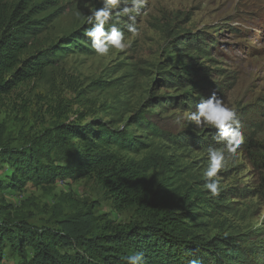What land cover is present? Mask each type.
Listing matches in <instances>:
<instances>
[{"label": "rangeland", "instance_id": "374dc122", "mask_svg": "<svg viewBox=\"0 0 264 264\" xmlns=\"http://www.w3.org/2000/svg\"><path fill=\"white\" fill-rule=\"evenodd\" d=\"M39 1L28 0V5ZM46 2L51 8L38 17L51 18L40 35L41 49L54 44L67 49L53 53L54 66L42 78L1 96L0 145L40 148L47 133L68 120L84 132L92 125L114 133L117 141L137 139L143 145H125L121 156L146 160L143 169L168 190L176 216L199 213L191 218L201 221L198 231L186 217L183 227L204 239L219 233L245 239L243 234L249 233V240H241L245 247L264 246V198L258 191L264 165L252 158L264 148V0H147L137 16L138 35L126 32L129 47L108 57L93 53L82 38L88 25L76 18L78 11L87 14L100 7L96 0ZM126 20L121 16V25ZM75 30L81 35L74 42L61 41ZM213 90L237 110L247 143L219 174L223 190L214 199L215 210L205 206L203 199L210 195L202 188L201 171L207 167V149L225 145L214 140L215 129H181L174 122ZM259 121L258 129L249 127ZM85 135L94 138L90 132ZM69 141L73 147L81 145L79 136ZM6 171L0 166V181ZM0 204L31 230L53 233L56 242L49 252L64 264L69 257L75 262L77 256L87 258L85 241L104 224L145 221L135 207L116 209L104 188L85 176L58 175L39 185L26 180L1 187ZM24 250L21 256L4 242L0 264H37V251L29 244ZM134 251L140 252L129 246L120 257Z\"/></svg>", "mask_w": 264, "mask_h": 264}, {"label": "trees", "instance_id": "16d2710c", "mask_svg": "<svg viewBox=\"0 0 264 264\" xmlns=\"http://www.w3.org/2000/svg\"><path fill=\"white\" fill-rule=\"evenodd\" d=\"M46 1L29 6L28 0H0V98L20 84L42 78L47 69L54 66L53 53L67 49L59 44L41 49L40 35L51 18L38 17L51 8ZM80 35L75 30L61 41L72 43L73 38ZM260 124L262 121L250 123L249 127L258 129ZM88 132L94 135L93 139L85 135ZM73 135L80 137L81 145L70 144ZM114 136V133L97 131L92 125L84 132L78 124L68 120L55 125L40 148L0 145V166L5 165L7 170L0 188L16 187L26 180L39 185L58 175L73 179L85 176L95 179L104 188L116 209L135 207L137 215L145 219L142 224L129 223L123 227L104 224L98 234L85 241L84 253L88 259L80 255L75 262V257H69L67 264H125L120 253L129 246L145 254L146 264H179L178 259L180 264L183 261L189 264L192 259L199 260L200 264H264V246L245 247V242L241 241L249 240V233L243 234L245 239H240L242 235L228 233L204 239L183 227L185 217L193 223L191 218L199 213H180L182 216L172 213L170 197L166 195L168 190L157 186L142 167L146 160L127 161L120 154L125 145L135 149L136 144L143 145L142 141L132 139L127 143L121 137L117 141ZM252 158L255 164L264 165V148L256 149ZM258 191L264 198V174ZM214 199L211 196L203 199L206 208H217ZM8 207L0 204V261L1 246L8 242L12 252L21 256H25V246L31 245L37 251V264H64V259L58 260L49 252L55 245V235L31 230L8 211ZM201 226L200 221L189 227H196L198 231Z\"/></svg>", "mask_w": 264, "mask_h": 264}, {"label": "clouds", "instance_id": "9594fccd", "mask_svg": "<svg viewBox=\"0 0 264 264\" xmlns=\"http://www.w3.org/2000/svg\"><path fill=\"white\" fill-rule=\"evenodd\" d=\"M100 7L89 8L88 13H76V18L83 24L82 38L99 57H108L114 51H124L129 44L126 32L138 35L137 16L145 9L147 0H96ZM127 18L121 25L120 17ZM175 124L181 128L194 126L215 129L214 140L223 143L225 147L207 149V167L201 171L204 183L203 190L211 197H218L223 190L220 173L228 167L230 159H235L238 149L245 142L243 123L234 107L229 106L215 90L202 97L195 109L175 116ZM18 203V202H17ZM125 264H146L143 252H132L122 255ZM189 264H200L192 259Z\"/></svg>", "mask_w": 264, "mask_h": 264}]
</instances>
